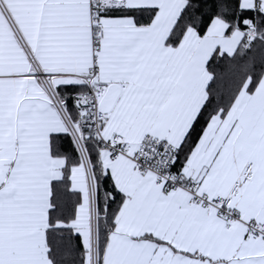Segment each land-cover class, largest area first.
Here are the masks:
<instances>
[{
    "label": "snow or ice",
    "instance_id": "1",
    "mask_svg": "<svg viewBox=\"0 0 264 264\" xmlns=\"http://www.w3.org/2000/svg\"><path fill=\"white\" fill-rule=\"evenodd\" d=\"M0 264H264V0H0Z\"/></svg>",
    "mask_w": 264,
    "mask_h": 264
}]
</instances>
